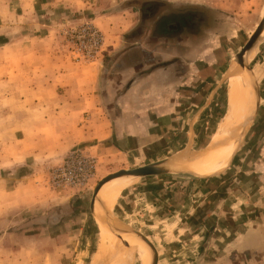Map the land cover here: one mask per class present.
Returning <instances> with one entry per match:
<instances>
[{
  "label": "crops",
  "instance_id": "1",
  "mask_svg": "<svg viewBox=\"0 0 264 264\" xmlns=\"http://www.w3.org/2000/svg\"><path fill=\"white\" fill-rule=\"evenodd\" d=\"M153 1L0 0V47L7 48L13 63L18 56L13 51L20 44L22 70L28 74L23 84L7 86L12 93L22 90L15 103L25 108L22 121L26 112L37 109L33 137L41 158L55 162L78 146L98 160L158 153L157 161L169 149L148 147H160L161 139L167 145H180L182 138L185 145L194 142L195 119L219 104L226 53L221 41L227 34L222 29L224 15L215 5L186 2L196 12L186 13L191 21L178 33L175 22L148 20L143 6L132 8ZM94 11H101L91 19L103 31L105 51L93 63L75 65L57 48L56 32ZM261 53L256 60L260 101L246 136L249 149L238 159L235 175L155 181L159 187L151 203L156 215L178 214L192 236L202 235L201 264H264V44ZM258 141L260 149L255 147ZM186 151L174 159L179 162ZM168 261L160 259L158 264H183Z\"/></svg>",
  "mask_w": 264,
  "mask_h": 264
},
{
  "label": "rangeland",
  "instance_id": "2",
  "mask_svg": "<svg viewBox=\"0 0 264 264\" xmlns=\"http://www.w3.org/2000/svg\"><path fill=\"white\" fill-rule=\"evenodd\" d=\"M156 1H158V4L151 5L152 10L148 16H153L154 20L157 18L159 23L174 18L181 21L182 19L179 18H182L188 11L191 12L193 10L188 8L186 2L215 5L219 7L217 11L224 15L223 28H220L225 29L227 32L221 38V41L226 43V53L222 75L220 76L222 82L219 90V104L214 109H210L205 114L200 115L198 119H195L193 126L197 129H194L196 138L193 143L185 145L186 139L182 138L180 145H167V140L161 139L162 144L160 147H156L159 144H155L151 148L148 147L149 149H158V151L169 149L162 159L175 157L184 150H188V152H184V156L188 157L204 150L212 136L218 133L222 118L230 117L228 111L232 110L236 115L233 102L230 101L228 93L232 84L231 64L236 59L240 48L254 30L260 18L264 15V0ZM145 4L146 2L137 3L132 8L133 10H140V6L142 7ZM105 10L107 12H119L116 10ZM98 12L101 11H94L93 15L84 16L85 18L81 22L67 24L60 27V29L58 28L56 32L57 39L55 44L57 48L75 65H88L89 63H76L71 59L64 32L84 21L93 23L91 16L93 17ZM167 13H169L168 16H165ZM166 17L168 18L165 19ZM215 22L219 23L220 20L215 19ZM93 24L100 30V26ZM177 28L179 33L183 27L180 24ZM100 31L103 34V31ZM263 44L264 40L259 43L251 59V65L259 84V101L261 71L259 69L260 66L256 65V60L261 59ZM15 48L17 49L13 52L18 56H15L13 63H11V58H7V48L5 46L0 47V264H92L93 258L98 251L101 237H107L100 230L99 222L95 216H92L89 207L94 183L109 172L120 168H132L150 163L158 158L159 155L153 151L155 154L134 153L129 156L117 154L109 155L99 160L92 155L96 158L97 164L94 180L90 183V189L76 191L73 189L52 188L48 183L49 167L60 161L71 149L77 148L84 152L87 151L78 146L72 147L55 162H53L52 157H40L39 149H36L38 147L37 138L33 137L36 133L34 126L39 117L37 109L34 107L33 112H26L27 117H24L25 121H22L23 117L20 113L25 108L15 104L17 99L22 96V90L18 89L17 92L12 93L7 86V83L11 84L13 82L21 85L28 80V74H24L22 70L23 59L21 57L20 44L15 46ZM11 51L10 49V53ZM103 52L97 60L101 59ZM28 62L29 59L26 60V63ZM7 64H10V70L8 71ZM12 64L13 73L9 72L12 69ZM245 74L252 80L248 70L245 71ZM242 101L244 102L243 97ZM246 103L245 118H247L251 103L247 94ZM28 109L31 110L30 107ZM252 121L253 118L250 125ZM232 124L235 127L236 122L232 121ZM250 125L236 150L231 164L224 171L205 177L206 179L223 180L225 177L228 178L235 175L240 164L238 159L242 157L241 155L245 149H249V143H251L246 137ZM236 129L238 132V124ZM240 131L241 128L239 135ZM255 147L260 149L261 143L258 141L255 143ZM176 177L197 179V177L185 175H155L121 181V184L117 185L120 190L110 214L129 223L153 241L158 253L157 264L160 259H168V262L182 261L183 264H201L202 262L200 263L199 261L204 257V251H200V245L204 242L202 235L192 236V233L188 232L187 222H183L179 218L180 215L172 216L170 213H166L164 216L159 215L158 217L152 207L151 202L155 201V198L152 197V192L155 190L154 188L159 187V184L155 181H166L168 178L177 179ZM108 239L112 241L109 237ZM207 240V244L211 242V234L209 233H207ZM113 243L115 245V260L112 264H144L143 256L139 249L131 247L127 243L122 244L117 241ZM132 244L137 246L134 243ZM206 264L209 263L206 262Z\"/></svg>",
  "mask_w": 264,
  "mask_h": 264
},
{
  "label": "bare ground",
  "instance_id": "3",
  "mask_svg": "<svg viewBox=\"0 0 264 264\" xmlns=\"http://www.w3.org/2000/svg\"><path fill=\"white\" fill-rule=\"evenodd\" d=\"M262 40H264V30L261 36L253 45L252 49L248 53H246L247 60L252 59L257 46ZM246 67V62L241 58L239 59V61H237V59H234L231 64L232 84L230 85L228 93L230 101L233 102L232 104L234 110L236 111V115L234 112H232V110L228 111V115L230 117L227 116L225 118H222V122L220 121L221 123L218 128V133L212 136L211 140L208 142L207 146H205L204 150L197 154H192L188 157H185L184 154H182L179 157L180 163L173 157L170 163L171 166H173L174 168L183 167V169L192 171L197 175L208 176L221 171L228 165L236 146V142L239 138V130L241 128L243 120L245 119L247 108L246 94L250 97L251 100L250 107L247 112V117H252L254 113L253 109L255 106V91L252 87V80L249 79L245 74V71L247 70ZM241 95L244 102L242 101ZM232 121L234 123L236 122L235 127H233ZM237 124L238 132L236 129ZM135 179L136 178L133 176H119L107 181L99 189L97 193V200L94 205V216L99 222L100 230L107 237H101L100 245L93 258L92 264H112V262H114L115 260V245L113 243L115 241L121 242L122 244L127 243L129 244V246L139 249L140 253L143 256L144 264H152V251L145 243V241L138 238L132 232H121L119 229L112 226V224L109 223L110 221L107 219L106 212L110 213V210L115 205L118 197L120 188L117 185L121 184V181H129ZM108 237L112 241H110ZM131 242L136 244L137 246L133 245Z\"/></svg>",
  "mask_w": 264,
  "mask_h": 264
},
{
  "label": "built area",
  "instance_id": "4",
  "mask_svg": "<svg viewBox=\"0 0 264 264\" xmlns=\"http://www.w3.org/2000/svg\"><path fill=\"white\" fill-rule=\"evenodd\" d=\"M71 59L76 63H93L104 50V37L91 22L67 29L65 32ZM97 160L81 149H71L60 161L48 169V183L52 188L81 191L90 189Z\"/></svg>",
  "mask_w": 264,
  "mask_h": 264
},
{
  "label": "water",
  "instance_id": "5",
  "mask_svg": "<svg viewBox=\"0 0 264 264\" xmlns=\"http://www.w3.org/2000/svg\"><path fill=\"white\" fill-rule=\"evenodd\" d=\"M264 30V15L260 18L259 22L257 23V25L255 26L254 30L251 32V34L249 35V37L247 38V40L245 41V43L242 45V47L240 48L236 59L237 61H239V59L241 58L243 61L246 62L247 64V70L252 78V87L255 91V110L254 113L252 115V117H247L243 120L242 122V126H241V131H240V135L239 138L236 142V147L233 151L231 160L229 161L228 165L222 169L221 171L217 172L220 173L222 171H224L232 162L236 150L238 148V146L240 145V142L242 141L249 125L250 122L255 114V111L258 107V103H259V84H258V79L257 76L253 70V67L251 65V59L247 60L246 58V53H248L253 45L255 44V42L257 41V39L261 36L262 32ZM169 157L164 158V159H160L157 161H153L147 164H143L140 166H136V167H132V168H120L118 170L112 171L107 173L106 175H104L103 177H101L100 179H98L93 187H92V191H91V198H90V202H89V207L92 213V216L94 217V205L95 202L97 200V193L99 191V189L101 188V186L106 183L107 181L119 177V176H133L136 179L138 178H143V177H148V176H155V175H185V176H193V177H198V178H205V177H209V176H213L216 175L217 173L213 174V175H208V176H200L195 174L192 171H189L187 169H180V168H174L173 166H171V158ZM107 214V219L110 221L109 223L112 224V226H114L115 228L119 229L121 232H132L134 233L138 238L142 239L143 241H145V243L149 246V248L152 251V264H157L158 262V253H157V248L155 246V244L153 243V241H151V239L145 235L144 233H142L141 231H139L138 229H136L135 227L131 226L129 223L125 222L124 220L118 218L117 216H114L113 214H110L109 212H106Z\"/></svg>",
  "mask_w": 264,
  "mask_h": 264
},
{
  "label": "trees",
  "instance_id": "6",
  "mask_svg": "<svg viewBox=\"0 0 264 264\" xmlns=\"http://www.w3.org/2000/svg\"><path fill=\"white\" fill-rule=\"evenodd\" d=\"M158 4V1H153V3L152 2H146V4L145 5H147V6H143V10L144 11H146V13L147 14H149V13H151V10H152V6L151 5H155V4ZM154 15V14H153ZM183 15V14H182ZM185 15H187V14H185ZM185 15H183V17L182 18H179V19H182L181 21H178V19L177 18H174V19H169V20H164V23L166 22V21H171V23H174L175 22V26H179L180 24L182 25V27H183V25H184V23H186V21H191V19H189L187 16H185ZM166 16V15H165ZM153 17V16H152ZM151 16H148L147 17V19L149 20L150 18L152 19V20H154L153 18H152ZM168 17H166L165 19H167ZM171 18H172V16H171ZM164 19V18H163ZM163 19H161V20H163ZM165 27V26H164ZM165 29V28H164Z\"/></svg>",
  "mask_w": 264,
  "mask_h": 264
}]
</instances>
